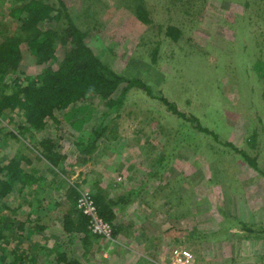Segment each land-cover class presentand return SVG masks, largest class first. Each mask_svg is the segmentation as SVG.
Masks as SVG:
<instances>
[{
	"label": "rangeland",
	"instance_id": "obj_1",
	"mask_svg": "<svg viewBox=\"0 0 264 264\" xmlns=\"http://www.w3.org/2000/svg\"><path fill=\"white\" fill-rule=\"evenodd\" d=\"M43 1L55 8L64 6L63 12L86 33L85 42L95 55L145 86H131L119 102L121 89L116 90L111 104L98 95L87 97L79 110L80 116L89 114L82 131L63 119L66 110L56 113L58 121H48L44 130H25L23 138L8 132L18 133V124L26 125L22 117L11 112L0 119L2 164L21 151L30 159L23 163L25 169L47 177L38 191L33 184L0 201L11 208L0 212L1 224L29 218L31 228L43 226L28 237L11 238L9 249L31 253L32 264H56L53 250L64 242L61 249L81 264H170L173 247L190 248L197 264H264L260 259L264 249L254 242L249 249V244L239 245L238 253L234 246L239 243L210 244L219 235L220 217L222 224L229 222L224 219L228 211L243 221L249 217L248 225L257 220L264 226V175L237 151L254 157L264 171V0ZM23 3L0 0V40L18 31L21 22L11 11ZM61 17V23L54 19L39 26L61 30L58 25L67 20L65 14ZM20 50L19 70L0 82V94L12 92L18 79L24 84L25 75L38 74L46 66L35 62L25 42ZM65 51L57 42L53 65ZM193 117L208 132L198 130ZM97 124L105 127V134L97 139L94 151L82 153L76 142L88 143L86 134ZM46 136L66 155L59 171L52 170L38 151V141ZM105 145L109 147L105 157L113 154L114 159L127 161L117 168L128 178H120L113 188L124 194L125 203L118 198L122 208L114 218L121 224L120 232L106 239L82 231L70 234L72 242L67 243L69 236L60 221L71 204L70 187L93 194L92 184L83 179L85 169L74 166L89 157L95 160L93 167L84 168L96 177L100 166L104 168L97 149ZM28 200L39 201L35 212ZM260 225L250 229L262 238Z\"/></svg>",
	"mask_w": 264,
	"mask_h": 264
},
{
	"label": "trees",
	"instance_id": "obj_2",
	"mask_svg": "<svg viewBox=\"0 0 264 264\" xmlns=\"http://www.w3.org/2000/svg\"><path fill=\"white\" fill-rule=\"evenodd\" d=\"M23 1L21 7L14 8L11 11L21 22L18 31L6 35L4 39L0 40V82L4 83L7 75L19 70L22 59L20 44L23 42L26 43L30 54L35 58V62L46 63V66L38 74L23 75L25 83L18 84V79L12 92H2L0 94V119L3 120L4 116L6 118L9 113L15 112L16 116L22 117L26 123V125L23 123L18 124L20 127L18 133H12V130L8 131L11 136L20 137L25 130H33V132L44 130L48 121H58L56 113L62 110H66L63 119L65 118L69 122L72 129L82 131L89 114L80 116L79 110L87 97L98 95L100 98L107 100V104H111L114 102L111 96L116 90L121 89V95L116 98V101L119 102L131 86L137 84L145 86L138 79H129L114 71L95 55L85 42L86 33L79 30L70 16L63 12L64 6L60 9L45 3L43 0ZM21 12H25V15L20 17L19 13ZM52 12H54L53 15ZM137 12L140 14L138 16L143 18L142 11L138 10ZM62 14H65L67 20L66 25H58L61 30L53 27L42 29L39 26L41 22L47 23L54 19L58 20V23L63 22ZM59 31L63 33L62 37L58 35ZM57 42L65 46L66 51L59 62L53 65L52 61L55 60L54 51ZM159 99L173 113L183 117V114H179L173 104L165 98L159 97ZM193 121L196 123L195 127L198 130L208 132L196 118L193 117ZM105 130L102 124H97L86 134L88 143L85 144L82 140L78 141L76 142L77 148L82 153H91L96 149V141L105 134ZM21 138L23 137L21 136ZM0 143L2 144V142ZM38 144L40 155L52 165V170L57 169L59 171L63 167L66 155L57 149V142L52 137L46 136L41 138ZM227 144L237 150L231 143L227 142ZM237 151L249 160L248 164L251 167L264 175V171L257 167L254 157H250L241 150ZM2 161L3 158L1 157L0 201L11 195L14 196L15 192L22 194L27 187H31L33 184H36L35 189L38 191L39 188L44 186L43 184L47 183L46 178L42 175L25 169L23 163L30 161V159L21 151L16 152L14 156L9 158L6 164H2ZM140 188L133 191V194L138 193ZM34 192L36 193V190ZM77 193L73 187H70L69 198L72 206L69 207L62 220L63 232L68 235L87 231L84 228L87 225V218L75 206ZM92 197L98 214L112 225V235L113 238H116L120 232L121 224L115 222V214L109 206L103 203L100 196L92 194ZM22 201H25V199L22 198ZM122 201L125 202L123 199ZM38 202L33 204L28 200L27 205L30 206V211H36L35 208L38 207ZM8 209L9 207L6 204L2 203L0 205V212ZM37 227L39 228L40 225L30 227L29 218L25 221H16L10 218L5 225L0 223V264H32L31 253L28 254L23 249L21 251H18L17 248L9 249V245L11 238L24 237V235L28 237V235H31L32 230H37ZM87 235H91L89 231H87ZM62 246L63 244H57V249L53 250L56 254V264H81L71 253L61 249Z\"/></svg>",
	"mask_w": 264,
	"mask_h": 264
},
{
	"label": "crops",
	"instance_id": "obj_3",
	"mask_svg": "<svg viewBox=\"0 0 264 264\" xmlns=\"http://www.w3.org/2000/svg\"><path fill=\"white\" fill-rule=\"evenodd\" d=\"M107 146L108 145H105L103 147H98V149H97V152H98L97 157H99L100 163H102L101 165H104V168H103V166H100L101 167V170H100L101 173H99L96 177L93 176V174H91L89 171L87 174V169L84 168L86 166H88L89 169L93 167L91 164L95 160H93V159L89 160V157H86V159H85L86 162H82L80 165H75L74 167L78 169V167L80 166V170L85 169L84 172L82 173V175H83L84 181L88 180L89 184H92V185H90L91 187H89V190L92 191L93 195L100 196L101 199L103 200V203L105 205L109 206L114 214H118V211L120 210V208H122V207H120L122 205V202H120L119 200L121 198L123 199L122 196L124 194L123 193H116L115 189H113V188L115 187L116 182L120 181V178H121V180L122 179L126 180L128 178V175H127L125 170H121L122 169L121 168L118 172V168H117V166H122V165L124 166V164H122L121 162L127 163V161L124 160L125 158H122L123 159L122 161L116 160V159H114L113 154L108 155V157H105L104 156L105 151L109 150V147H107ZM77 164H79V163H77ZM98 169L99 168H97V170ZM119 173H122V175H121L122 177H120V175H118ZM43 177H45V176H43ZM112 189L114 190V192L112 191ZM118 198H119V200H118ZM123 203H125V202H123ZM70 206H72V205L69 204L68 209ZM67 210L65 211L64 215L67 214ZM224 214H227V213H224ZM64 215L61 216L62 220H63ZM226 217L228 218V221H229L227 224H222L223 218L220 217V219H219L220 222L217 223V225H221V226L217 227V229H218L217 234H219V235L215 238V240H211L210 244H218V245L221 244V245H223L224 243L233 244V242H235V245H237V243H239L237 246H234V248H235L234 251L237 252L239 245L246 246L249 244L247 247V249H249L250 244H252V242H254V244L256 246L263 247V249H264V237H262V238H259V236L255 237L254 235H252L253 233L250 229L254 226V224L260 225V224H258L259 221H257V220L252 221L253 225H248V224H252L249 217H247L243 221V220L237 219L234 216V214L232 215L229 211H228V216H224V219ZM230 217H232V220L229 219ZM248 219H249V221H248ZM62 220L60 222H62ZM245 223H247V224H245ZM263 224H264V221H263ZM60 225H61V230H63L62 224H60ZM260 226H262V225H260ZM42 228H43V226L40 225L39 228L37 227V230L42 229ZM262 228H264V226H262ZM220 230H225L224 232H226L227 234L222 235V232ZM32 232H34V231L32 230ZM72 234L75 236L77 235V233H72ZM67 235L68 234H65V236H67ZM68 236H67L68 238L66 237L68 240L67 243H71L72 238L70 237V234ZM254 239H257V240H254ZM226 241H228V242H226ZM241 242H245V243H241ZM62 244L65 245L66 243L64 242ZM226 245H228V244H226ZM248 252H251V251L248 250ZM260 259L262 260V262L264 261V253L263 252H262V257Z\"/></svg>",
	"mask_w": 264,
	"mask_h": 264
},
{
	"label": "built area",
	"instance_id": "obj_4",
	"mask_svg": "<svg viewBox=\"0 0 264 264\" xmlns=\"http://www.w3.org/2000/svg\"><path fill=\"white\" fill-rule=\"evenodd\" d=\"M75 206L86 216L87 230L91 235L112 239V225L98 214L94 199L88 190L78 191ZM169 258L170 264H197L190 248L173 247Z\"/></svg>",
	"mask_w": 264,
	"mask_h": 264
}]
</instances>
